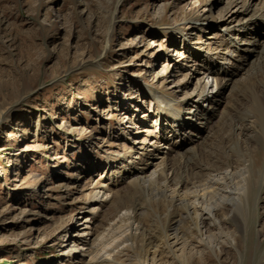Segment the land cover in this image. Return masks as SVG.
Segmentation results:
<instances>
[{
  "label": "rangeland",
  "instance_id": "374dc122",
  "mask_svg": "<svg viewBox=\"0 0 264 264\" xmlns=\"http://www.w3.org/2000/svg\"><path fill=\"white\" fill-rule=\"evenodd\" d=\"M205 1L0 0V264H74L61 254L62 237L70 220L84 211L89 181L99 176L106 179L110 166H118L121 157L137 156L141 142L157 133L160 121L152 115L156 105L146 95L148 88L163 100L172 99V106L182 113L185 96L194 93L196 80L205 70L202 65H206L192 56L193 48L206 35L212 36L209 32L217 38L209 49L204 48L205 57L221 50L227 41L254 51L232 75L221 105V83L213 87L211 95H215L213 104L220 105L219 114L205 126L196 123L201 121L200 112L191 119L202 131L194 144L184 145L188 146L181 151L184 165L196 161L206 166L215 158L225 167L246 162L255 182L245 230L229 219L222 226L220 246L214 251L206 248L201 257L193 255L189 262L264 264V134L247 129L236 132L231 124L241 116L250 119L254 99L262 94L264 24L249 25L248 17L264 0H248V13L235 17L231 24L216 22L217 9L205 22L193 21L206 31L195 32L193 43L184 49L173 28L188 27L180 23L202 11ZM240 5L238 0L231 10ZM243 20L247 21L243 23L245 36L240 32L226 35V24L238 28ZM192 32L185 30L188 35ZM250 37L256 46L243 45ZM235 53L238 56L233 54L225 67L236 68L239 58L247 57L242 51ZM169 59L176 61H169L168 66ZM200 107L206 109L201 102ZM139 110L151 113L150 117H142ZM183 135L187 138L188 132ZM176 138L172 136L171 141ZM167 163L171 184L175 173L187 174L178 162ZM115 195H133L143 205L138 220L146 234L157 236L158 229L167 224L166 205L149 204L127 182ZM113 202L108 199L98 210L92 221L94 235L108 226ZM173 211L172 217L182 220L178 225L186 228L180 211ZM209 231L217 230L211 227ZM134 241V248L124 250L117 261H138L141 239ZM161 257L180 264L167 254Z\"/></svg>",
  "mask_w": 264,
  "mask_h": 264
},
{
  "label": "bare ground",
  "instance_id": "6f19581e",
  "mask_svg": "<svg viewBox=\"0 0 264 264\" xmlns=\"http://www.w3.org/2000/svg\"><path fill=\"white\" fill-rule=\"evenodd\" d=\"M221 3H224V6L220 8L218 6ZM237 3L238 0H206L202 11L180 23L181 26L189 24L188 27L173 28L176 33L180 34L181 38L178 39H182V42L180 41L183 43L182 47L187 49V45L193 43L191 40L196 35L195 32L202 31L205 33L206 29L201 30V24L195 25L193 21L205 22L214 9L219 12V18L216 19V22L227 24H231L235 17L248 13L251 7L248 0H241L239 8L242 10L239 8L234 11L231 10ZM248 19L251 21L249 25L264 24V4L253 10ZM214 21L212 19L208 24ZM246 22L243 20L242 26L238 28L226 24V35L232 34V32H240L245 36L244 27L246 25L243 23ZM207 27L211 28L210 25ZM185 30H192L193 32L188 35ZM209 33L212 36L206 35L203 40L197 41V47L193 48L192 56L205 60L206 65L201 64L205 70L203 75L196 80L194 93L185 96V107L182 113L180 110L176 111L175 107L172 106V99L163 100L159 96L160 93L148 88L146 95L156 105L152 115L160 121L157 133L149 136L147 141L141 142L138 152L135 153L137 156L131 155L125 159L121 157L118 166H110L107 169L108 177L106 179L99 176L89 181L86 198L81 207L84 211L70 220L62 237L61 254L73 260L74 264H122V262L117 261V257L124 250L133 249L134 240L137 238L141 239V254L135 264H172V262L162 260L163 254L170 256L172 261L178 260L180 264H191L189 261L193 255L201 257L206 248L214 251V247L220 246L224 235L222 226L228 224L229 219L236 221L241 230L244 229L245 213L249 206L248 199L253 190V182H255L249 165L245 162L225 167L226 163L215 158L211 161L208 160L206 166L200 167L196 161H192L190 166L186 167L183 161L184 153H181L184 148L187 151L188 146L184 145L194 144L202 131L193 125L191 119L200 111L201 121L196 123H203L205 126L219 114L217 105L220 106L224 102L223 93L232 75L241 69V66L246 63V59L253 55L254 51L249 47H238L233 41H227L223 43L222 47L220 46L221 50L212 56L207 55L205 57L202 53L204 48L209 49L217 38L213 32ZM250 38L252 40L243 45L256 46L257 41L254 37ZM238 51H242L247 57H238L239 65L236 68L225 67L228 64L225 62L230 61L233 54L238 56L235 53ZM167 58L170 57H165L166 60ZM169 61L174 62L176 60L169 59L168 66ZM219 83H221L220 105H214L212 98L215 95H211V93L213 87H217L216 85ZM261 91L262 94L254 99L253 114L249 117L250 119L246 120L244 116H241L231 122L234 131L241 132L247 129L249 132H255V130L257 132L258 130L259 135L264 134V86ZM201 101H209L206 109L201 107L199 109V102ZM140 113L143 114L142 117H150L151 115V113L142 110ZM187 132L188 137L185 138L186 136L183 134ZM172 136L177 137L175 141H171ZM169 153L174 154L169 157ZM141 155L143 156L142 159ZM137 158L139 161L136 160ZM170 158L179 163L180 169L187 168L185 176L175 173L173 184L167 178V174L170 172L167 171L170 169L167 161L171 160ZM181 164H183L182 167ZM172 172L174 171L172 170ZM125 182L136 188L137 192H141L149 204L152 201L155 204L161 202L168 208L166 214L170 217L165 226L162 225L161 229L157 228L159 230L158 237L152 236L150 233L146 234L139 223L138 218L142 215L143 212L141 211H144V208L142 204L137 202L135 196L126 195L127 198H125L123 195H115L117 189ZM187 182L189 187H185ZM108 199L114 201L111 203L112 214L106 221L108 226L104 232L94 235L92 221ZM173 209L179 210L183 215L188 224L186 228H181L178 225V222L182 221L181 219L172 217ZM155 217L160 219L159 214H155ZM211 227L217 231L210 232Z\"/></svg>",
  "mask_w": 264,
  "mask_h": 264
}]
</instances>
